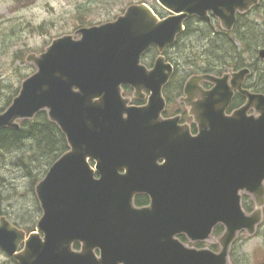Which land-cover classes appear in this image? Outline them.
Instances as JSON below:
<instances>
[{
    "label": "water",
    "instance_id": "water-1",
    "mask_svg": "<svg viewBox=\"0 0 264 264\" xmlns=\"http://www.w3.org/2000/svg\"><path fill=\"white\" fill-rule=\"evenodd\" d=\"M158 2L170 17L134 4L115 21L54 39L28 57L37 71L0 114V131L47 112L69 151L36 187L42 216L35 231L0 217V249L18 264H232L240 234L253 237L262 225L264 94L244 88L251 70L188 81L197 134L178 118L163 119V90L174 74L163 53L184 22L217 19L230 32L261 0ZM152 48L160 56L148 69L142 58ZM203 81L214 87L202 91ZM124 87L138 101L149 93L147 104L131 105ZM236 93L246 103L228 114ZM140 195L151 205L137 208ZM244 195L254 200L251 213ZM218 226L225 229L219 252L181 241H208Z\"/></svg>",
    "mask_w": 264,
    "mask_h": 264
},
{
    "label": "rangeland",
    "instance_id": "rangeland-1",
    "mask_svg": "<svg viewBox=\"0 0 264 264\" xmlns=\"http://www.w3.org/2000/svg\"><path fill=\"white\" fill-rule=\"evenodd\" d=\"M142 3L149 5L160 18L171 15L158 0H0V109L22 88L26 77L36 73V65L28 61L30 55L39 56L54 39L74 35L80 28L113 22L130 5ZM263 18L260 14L249 20L262 24ZM259 59L264 63V59ZM134 95L129 90L125 97L132 103ZM13 156L0 161V209L14 225L24 230L33 226L35 231L42 216L37 186L33 191L31 179L12 163L16 160ZM248 199L253 201L252 197ZM186 240L184 243L191 248L220 250L212 249L220 246L218 236L202 243ZM262 244L261 238L243 232L235 246V256L245 264H262ZM8 260L0 249V264H11Z\"/></svg>",
    "mask_w": 264,
    "mask_h": 264
},
{
    "label": "trees",
    "instance_id": "trees-1",
    "mask_svg": "<svg viewBox=\"0 0 264 264\" xmlns=\"http://www.w3.org/2000/svg\"><path fill=\"white\" fill-rule=\"evenodd\" d=\"M124 12L125 10L122 14ZM260 14L264 16V0H261L250 13L239 15L237 24L231 32L222 30L217 21L207 24L196 18L188 20L185 24V32L164 54L167 60L176 66L175 74L164 90L166 98L181 95L184 83L190 76L201 73L222 75L230 69L240 70L245 67H250L252 71L250 89L264 94V66H262L264 63L258 56L260 48H264V21L258 24L249 20L251 16ZM157 55L156 49L151 50L144 57L143 63L146 66L152 65ZM129 90L125 87L126 95ZM19 92L20 90H17L15 96L7 101V105L0 109V114L12 104ZM238 97L234 102L237 106L234 107H238L241 103V96ZM19 124V130L0 131V161L16 154V157L12 158L16 160L12 163L31 179L34 191L35 186L41 182L54 163L69 151V146L57 125L49 120L47 112L40 113L34 120L20 121ZM248 198V196L243 197V207L246 212L251 213L254 202ZM142 202L144 199H138L136 204ZM2 216L6 215L0 209V217ZM33 228L31 226L25 230L30 233ZM223 232L224 227L218 226L213 235L220 237ZM256 237L263 240L261 250L264 253V221L259 226ZM182 241L187 240L183 237ZM236 244L233 245L230 254L231 262L245 264L235 256ZM212 249L217 250L218 246H213Z\"/></svg>",
    "mask_w": 264,
    "mask_h": 264
},
{
    "label": "flooded vegetation",
    "instance_id": "flooded-vegetation-1",
    "mask_svg": "<svg viewBox=\"0 0 264 264\" xmlns=\"http://www.w3.org/2000/svg\"><path fill=\"white\" fill-rule=\"evenodd\" d=\"M153 66H154V63L152 65L148 66V68L151 69V68H153ZM174 67H175V71H176V66L174 65ZM246 68H250V67H246ZM202 74L203 73H201V75ZM216 76L221 77V75H216ZM188 79H189V77L187 78V81L184 83L183 91H182L181 95H179V96L178 95H175L173 98H169V99H167L166 96L164 95L165 96V99L167 101V107H166L165 112L163 113V119H175V118H178L179 119V125L180 126H185V125L188 126L191 129L192 134L195 135V134L198 133V125L196 124V122L194 120V117L190 113L191 112V108L187 106V104H188V102H187L188 101V98L187 97H184V90H185L186 83L188 82ZM249 79H250V77L246 81V84L244 85V87H246L247 89L250 90V80ZM166 87H165V89H166ZM200 88L202 89V91H209V90H211L213 88V85L212 84H209L207 82H203L200 85ZM237 98H239V97L236 94L234 96V99L232 101V104H231V106L229 108L228 114H230L233 111L239 109L240 107H242L245 104L246 101L244 100V98L243 97H240L241 98V103L238 105V107H234V106H237V105L234 104V102H235V100H237ZM197 99H194L193 100V103L196 102ZM146 101H147V95H146L145 102L144 101H138L137 104H135V105L144 106L146 104ZM133 104H134V102H133ZM92 165H93V163H92ZM138 199H144V202H142L140 204H136V202H137ZM134 203H135V206L137 208H140V209L141 208L148 207V206L151 205L150 198L148 196H146V195L137 196L135 198V200H134ZM80 249H81V245L80 244L74 245V250L75 251H79ZM8 261L11 264H18L15 260H13L11 258Z\"/></svg>",
    "mask_w": 264,
    "mask_h": 264
}]
</instances>
